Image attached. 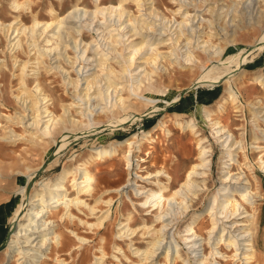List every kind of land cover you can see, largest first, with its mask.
Returning a JSON list of instances; mask_svg holds the SVG:
<instances>
[{"label": "bare ground", "instance_id": "1", "mask_svg": "<svg viewBox=\"0 0 264 264\" xmlns=\"http://www.w3.org/2000/svg\"><path fill=\"white\" fill-rule=\"evenodd\" d=\"M210 1L215 4L221 2L169 0L170 6H166L165 12L156 5V0H118L110 3L93 0L91 7L86 6L84 0H76L72 8L63 14L50 5V17L47 19L35 12L34 0L11 1L12 11L19 14L8 22L0 16V39L2 35L6 38L12 59L10 65L7 58L0 56V101L3 102L0 104V123L1 118L9 123L0 126L4 130L0 136L7 144L24 140L33 146H42L52 140L65 148L70 144L69 134H75L77 130L83 134L100 124L104 125L101 115L107 117L109 126L116 127L120 114L130 109L140 113L141 106L147 107L161 99L167 86L159 88L156 84L169 66L191 71L200 67L204 74L198 80L199 85L223 81L225 87L214 103L202 105L201 112L222 146L219 157L221 182L213 193L206 196L207 202L202 209L194 207V200L206 187L211 174L213 145L194 116L178 114L173 119L179 128L195 138L197 148L194 161L174 190L171 188L173 174L166 168L160 167L145 174L138 170L142 166L141 161H146L138 152L154 138L155 131L160 127H166L168 133L171 131L167 128L166 116H163L153 127L121 140L105 141L103 134L90 143V151L83 162L72 167L64 166L48 180H35L30 190L28 185L34 181L37 171L44 167L45 160L51 159L47 168L51 167L57 163L61 150L52 157L48 156L51 151L48 149L41 164H27L25 169H18L16 172L25 180L16 190L20 200L11 218L20 215L23 206L26 205L27 209L16 224L5 250L6 259L0 264H44L52 258L59 264H67V258L62 257L60 251L73 256L77 264H84L86 257L81 248L90 244L92 239L75 227L78 222L90 228L97 226L103 231L104 235L96 247L98 252L92 254L93 264H106L111 212L115 200L122 205L125 197L134 209L139 205L148 213H153L154 221L148 223L143 219L140 225L135 226L131 223L134 219L132 210L121 213V217L125 218L120 217L116 224L118 228L116 238L112 240L110 264H125L124 259H129L125 246L138 257L136 261L131 260L134 264H264V250L257 245L260 230L258 198L261 193L254 187L253 181L256 183L258 177L252 174L254 172L248 174L246 170L234 171L232 168L234 164L239 168L244 164L253 169L240 159L241 154L247 158L244 151L246 132L242 130L236 134L220 116L230 104L239 111L243 110V102L234 84L245 81L249 72L242 69L237 76L232 75L240 61L248 59L249 52L242 48L236 53H227L230 46L237 44V38H230L224 25V28L220 27L226 30L221 37L223 39L219 42L212 40L216 33L205 30L204 21L207 18L201 13L202 7ZM256 1L232 0L227 5L228 9L221 4L219 16L226 18L231 15L234 21L241 4L253 5ZM131 2L135 9L130 8ZM217 5L209 6L206 12L216 14ZM192 6L197 8L194 13ZM21 11L31 12V24L24 22ZM259 12L262 13L260 16H264L262 9ZM207 22L210 25L214 23L211 18ZM88 32L91 33L90 39L85 38ZM208 33L209 37L205 38ZM259 38L258 43L262 44L264 34ZM21 51L25 58H21ZM199 51L204 52L212 65L203 63ZM6 71L12 76L9 83L17 105L15 111H11L10 105L4 101ZM251 74L249 84L256 81L264 88V69ZM47 75H60L66 92H71L69 102L61 100L60 112L56 110L50 87L44 84ZM249 104L253 114L252 148L261 151L257 161L264 171L263 98L256 95L249 100ZM14 124H21L23 128L19 130ZM57 133L59 137H56ZM122 149L129 176L123 183L106 189L114 192L117 199L110 193L108 197L97 198V203L108 206L100 209L102 214L96 217L97 220L78 215L74 209L84 211L83 207L91 214L98 213L95 212L98 206L85 198V195H93L98 186V178L92 173L90 165ZM162 177L167 178L163 180ZM140 180L154 184V187H147ZM133 193L142 198L134 200ZM56 214L60 221L68 224L65 231L59 228ZM138 228L141 234L151 237L144 247L136 245L131 236ZM182 243L187 245L188 250H184Z\"/></svg>", "mask_w": 264, "mask_h": 264}, {"label": "rangeland", "instance_id": "2", "mask_svg": "<svg viewBox=\"0 0 264 264\" xmlns=\"http://www.w3.org/2000/svg\"><path fill=\"white\" fill-rule=\"evenodd\" d=\"M11 1L12 0H0V16L6 22L12 20L16 14H19L15 11H12V8L10 7ZM75 1L76 0H62L61 2L60 0H34L33 7L35 12H38L41 18L47 19L50 17L48 13V7H51L50 5H54L55 8L58 9L61 14H63L72 8ZM111 1L117 2L118 0H103V3H110ZM220 1L221 2H218L216 4L213 3V1H210V3L207 2L208 5L206 7H202L201 13L207 18V21L209 18H211L214 22L212 23V25H210L207 24V21H204V25L207 32L213 31L216 33V35H213V37H211L215 42H219L223 39H221V37H224L225 33L223 34V32L226 31L223 29L224 27L227 28L228 36L230 38L236 36L237 44L230 46L227 50V53H236L237 51H239V49L241 50L242 48L247 49V52H249V55L246 56L248 59H242L239 65L235 67V74L232 75V77L237 76V74H239L242 69H246L247 72H249V77H247L245 81H239L237 85L234 84V87L238 90L240 94L239 97L243 102V110L239 111L233 104H230L227 108V111L220 116L221 120L225 122L231 129H233L236 134H239L242 130H245L246 132L244 151L247 154V158L245 159V157L241 154L240 159L242 160V163L247 162L249 166L251 165L253 167V169L250 170L244 164L240 168L238 165L234 164L232 168L234 171H239L242 169L246 170L248 174L254 172L252 174H256L258 177V181L256 183L255 181H253L254 187L261 193V197L258 198V221L260 230L257 245L258 248L264 250V171L259 168V163L257 161L261 151L252 148L253 114L251 113V105L249 104V100L254 99V96L256 95L261 96L264 102V88L262 87V85L260 83H257L256 81L249 84L252 76L251 73L254 71L262 72L264 69V42H262V44L258 43V41H260L259 37L264 34V16H260L262 13L259 14V11H261V9L264 14V0H258L253 5L247 3L248 5L250 4L249 7H247L246 2L241 4L239 7V12H237V17L234 21L232 20L233 17L230 18L231 15L226 17L228 18L226 19L225 17L223 18V15L220 17L218 13V8L221 4V6H225V9H228L227 5H230V3H232V0ZM224 1L225 3L223 4ZM84 4L91 7L93 6V0H84ZM213 4H219L216 6L217 10L215 9L216 14L214 15L211 13V11L206 12L207 8ZM244 4H246L245 8H243ZM156 5L161 10L167 12V9L165 8L166 6H170V3L169 0H156ZM129 6L131 9L136 8L134 3L132 2ZM196 9L193 8V6L191 7V11L193 13L196 11ZM251 9L255 14L251 12ZM20 14L21 18L24 19V22H26L27 24L32 23L31 12L21 11ZM251 14H253L254 16ZM216 16H218V18ZM255 17L258 19H256ZM224 19L225 21H223ZM250 19L251 22H254L251 23ZM222 25H224V27ZM217 33H219V36ZM90 37L91 33H85V38L90 39ZM208 37L209 33L205 34V38ZM23 38H25V35H23ZM25 45V47L27 48V44ZM260 46H262L263 48L261 49ZM163 47L166 49V46ZM199 52H201L200 56L203 60V63L206 66H210V64L212 65V62H210L211 60L206 57L204 52ZM9 55L10 51H8L7 48V40L2 35L0 39V56L2 58H7L11 65L12 59ZM20 56L21 58H25V54L23 51H21ZM203 74L204 70H202V68L200 67H196L193 71H191L190 69H181L178 66H169L168 70L161 73V77L158 78V83L156 84L159 88H164L165 86H167L166 93L162 95L159 101L150 104L147 107L141 106L139 111L140 113H138V111L135 109H130L127 112L120 114V121L116 127L109 126L107 124V117L105 115H101L100 119L105 122L104 125L100 124L98 127H95L83 134H80L79 130H77L75 134H69L68 142H70V144L65 148L61 147L60 145H56L52 140H50L48 144L46 143L42 146H33L31 143H28L24 140L18 141L15 144H7L2 140L0 136V160L2 171V175H0V262L5 261V250L7 248L8 242L11 238L12 233L15 231L18 220H20L22 214L27 209L26 205L23 206L22 213L20 215L14 216V218H11L13 216L15 206L20 200V196L16 193V190L18 189L19 185H22V182L25 180L24 176L16 172L18 169H25V166L27 164L32 166L41 164L48 149H51L48 156L52 157L56 155V152L61 150L57 163L53 164L51 167L47 168L51 159L45 160V163L42 164V166L44 167L40 168L37 171L34 181H32L30 183V186H28V190H30L31 188H33L35 180H48L55 177V175L59 171H61L64 166L72 167L80 162H83L90 151V143L101 137L103 134L105 141H109L111 139L121 140L133 135L136 132L141 131L142 129L153 127L156 122L163 116H166L165 119L168 123H166L167 128L171 129V131L169 133L166 132V127H160L157 131H155L153 138L154 140L152 139L146 142V144L142 148V151L138 152V155L143 156L146 159V161H141L142 166L138 170L140 173L145 174L148 171H154L155 169L160 167L166 168L173 174V179H171V188L172 190H174L179 185L180 181L183 180L184 174L190 163L194 161L197 148L195 138L190 135L189 132H185L181 128H179V126L174 123L173 119L177 117L178 114H187L186 116H194L199 120L202 132L206 136H208L213 145V165L211 174L207 178L206 187H204L203 190L199 191V195L194 200V207L197 209H202L207 202L206 196H209L211 193H213L221 182L219 178L221 172L219 157L222 148L221 142L216 137H214V133L209 122L201 112L202 105L214 103L216 99L220 97L225 87L223 81H219L215 84H206L203 86L199 85L198 80L203 77ZM10 77H12L10 72L6 71L4 101L10 105L11 111H15L17 105L11 93L12 86L9 83ZM46 77L47 78H45L44 84L50 87L49 91L55 98L56 110L57 112H60L61 107L59 104L61 100L69 102L71 100V98L69 97L71 95V92H69V94L66 92L60 75H47ZM186 89H188L189 91H187L183 95V92ZM153 96H157L156 93H153ZM173 96L176 97L174 98ZM1 103L3 102L0 101V104ZM178 103L179 105L175 106V104ZM263 113L264 109L262 110V114ZM1 120L2 123H0V126L9 124L6 122V120L2 118ZM263 122L264 121H261L262 124ZM14 125L19 130L23 128L21 124ZM242 125L245 126V128L238 129L240 127H243ZM262 126L264 127V124ZM3 132L4 130L0 128V133ZM56 135V137L60 136V134L58 133ZM113 155H109L108 157L106 156V159L103 158L99 161L96 160L90 165L92 173L95 177L98 178V186L95 189L93 195H85V198L89 203L96 204L98 206L97 210L99 211H95L98 212L97 214H91V212L86 207L82 208L84 209V211L74 209L78 215L84 217L85 219L93 221L97 220L98 215L102 214V211H100V209H105L108 207L105 203H97V198L101 196L108 197L110 191L108 192L106 189L115 187L123 183L129 176V169L127 168V163L124 157V149H122L119 153ZM17 177H19V179H17ZM166 178L167 177H162L163 180H166ZM140 182L146 184L147 187H154V184H149L147 181L140 180ZM110 195L115 196L116 194L112 192L110 193ZM132 197L136 201L142 198L141 196H136L134 193L132 194ZM125 198L126 199L124 200L122 205H118V201L115 200V204L113 207L114 210H112L111 212L112 219H110L111 223L109 224L108 228L109 245L107 246V251L109 252V254L106 264H110V260L112 259V257H110L112 253V240H115L116 238L115 233L118 228L116 224L118 222V219L121 217V213L123 214L128 210H132L134 219L131 223L135 226L140 225L143 222V219H146L148 223H152L154 221L153 213H148L145 208H142L139 205H136L137 210L134 209L133 205L127 199V197ZM114 199H117L116 196L114 197ZM57 214L55 215V218L56 220H58L59 228L65 231V227L68 224L64 222V220L60 221V218L57 216ZM121 218H125V216ZM75 227L79 229L82 234H85L92 239V241L90 242L91 245L86 244L81 248V252L86 257V262L84 264H93V254L94 252H98V249H96V247L99 246L100 238L104 235V233L97 226L90 228L87 224H81L79 222ZM131 236H133L132 238L134 239L136 245H140L142 247H144L147 244V241L151 239L148 234H141L139 228ZM3 244H5V246H3ZM182 246L184 250H188L187 245L182 243ZM125 249L127 251L129 259L125 258L124 263L134 264L131 260L136 261L138 257L135 256L134 253L132 254L133 251L128 249L127 246H125ZM59 254H61L62 257L67 258V264H77L73 256L65 254V252L62 251H60ZM76 259H78V256ZM13 263H15V260L13 261ZM44 264L59 263L52 258L48 259L46 262H44ZM149 264H153V262H150Z\"/></svg>", "mask_w": 264, "mask_h": 264}, {"label": "water", "instance_id": "3", "mask_svg": "<svg viewBox=\"0 0 264 264\" xmlns=\"http://www.w3.org/2000/svg\"><path fill=\"white\" fill-rule=\"evenodd\" d=\"M187 91H189V90L186 89V90L183 92V95H184ZM28 186H30V184H29ZM9 234H10V233H9ZM8 237H9V235H8ZM3 246H5V244H3Z\"/></svg>", "mask_w": 264, "mask_h": 264}, {"label": "crops", "instance_id": "4", "mask_svg": "<svg viewBox=\"0 0 264 264\" xmlns=\"http://www.w3.org/2000/svg\"><path fill=\"white\" fill-rule=\"evenodd\" d=\"M176 105H179V103H178V104H175V106H176Z\"/></svg>", "mask_w": 264, "mask_h": 264}]
</instances>
